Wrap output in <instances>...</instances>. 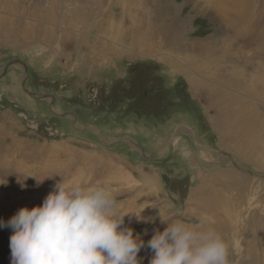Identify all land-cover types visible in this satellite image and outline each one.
<instances>
[{
	"label": "rangeland",
	"instance_id": "obj_1",
	"mask_svg": "<svg viewBox=\"0 0 264 264\" xmlns=\"http://www.w3.org/2000/svg\"><path fill=\"white\" fill-rule=\"evenodd\" d=\"M228 1H94L136 45L119 64L0 54V221L60 181L103 185L145 243L140 264L161 219L213 229L229 264H264V0ZM12 234L0 227V264Z\"/></svg>",
	"mask_w": 264,
	"mask_h": 264
},
{
	"label": "clouds",
	"instance_id": "obj_2",
	"mask_svg": "<svg viewBox=\"0 0 264 264\" xmlns=\"http://www.w3.org/2000/svg\"><path fill=\"white\" fill-rule=\"evenodd\" d=\"M125 215L105 186L60 181L42 206L21 208L0 227L13 230L12 264H140L145 243L122 227ZM161 223L167 227L147 242L154 253L150 264H229L228 247L213 229Z\"/></svg>",
	"mask_w": 264,
	"mask_h": 264
},
{
	"label": "crops",
	"instance_id": "obj_3",
	"mask_svg": "<svg viewBox=\"0 0 264 264\" xmlns=\"http://www.w3.org/2000/svg\"><path fill=\"white\" fill-rule=\"evenodd\" d=\"M94 1L0 0V54L27 65L59 56L82 65L123 63L125 52L116 48L136 45L125 39L119 14L106 12ZM86 48L91 51L86 53ZM85 69L92 79L97 72L99 76L110 72L96 66Z\"/></svg>",
	"mask_w": 264,
	"mask_h": 264
},
{
	"label": "bare ground",
	"instance_id": "obj_4",
	"mask_svg": "<svg viewBox=\"0 0 264 264\" xmlns=\"http://www.w3.org/2000/svg\"><path fill=\"white\" fill-rule=\"evenodd\" d=\"M205 90V89H204ZM216 92V91H215ZM67 154L70 152V150H68V151H65ZM82 158H83V160H85V161H87L86 159H90V160H94L92 157H90V156H85V155H83L82 156ZM96 161V160H95ZM98 162V161H97ZM98 164V163H97ZM100 164V163H99ZM86 165V164H85ZM73 166V165H72ZM92 166V165H91ZM97 167V166H96ZM110 167V166H109ZM69 169V167L67 168V170ZM64 170V169H63ZM71 170V169H70ZM105 170H106V167H105V164H103V170L101 171L102 172V175L104 174V172H105ZM58 172V171H57ZM49 173V172H48ZM63 174H60L59 175V173H58V177L56 176V179H59L60 177H62V178H64V177H66V174H69V170L67 171V172H62ZM57 174V173H56ZM54 175V174H53ZM96 175V174H95ZM218 181V180H217ZM151 182L150 181H148L147 182V184H150ZM221 185H223V184H221ZM219 198V197H218ZM217 198V199H218ZM199 199V198H198ZM197 199V200H198ZM196 200V201H197ZM209 200V199H208ZM210 201V200H209ZM197 203H198V201H197ZM207 203V202H206ZM212 203V202H211ZM211 203H210V205H211ZM195 204V203H194ZM203 204V203H202ZM207 204H205V206H206ZM204 206V205H203ZM204 206V207H205ZM208 207V206H207ZM207 207H205V208H207ZM212 207V206H211ZM198 208V207H197ZM209 208V207H208ZM204 209V208H203ZM211 209V208H210ZM212 210V209H211ZM213 211H215V210H213Z\"/></svg>",
	"mask_w": 264,
	"mask_h": 264
},
{
	"label": "flooded vegetation",
	"instance_id": "obj_5",
	"mask_svg": "<svg viewBox=\"0 0 264 264\" xmlns=\"http://www.w3.org/2000/svg\"><path fill=\"white\" fill-rule=\"evenodd\" d=\"M74 120V119H73ZM75 122V121H74ZM76 123V122H75Z\"/></svg>",
	"mask_w": 264,
	"mask_h": 264
}]
</instances>
